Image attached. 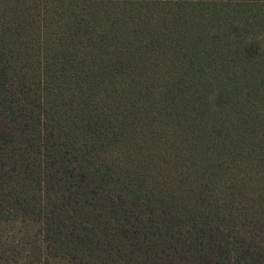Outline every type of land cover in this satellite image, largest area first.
Here are the masks:
<instances>
[{
	"label": "trees",
	"instance_id": "1",
	"mask_svg": "<svg viewBox=\"0 0 264 264\" xmlns=\"http://www.w3.org/2000/svg\"><path fill=\"white\" fill-rule=\"evenodd\" d=\"M0 264H264V0H0Z\"/></svg>",
	"mask_w": 264,
	"mask_h": 264
}]
</instances>
